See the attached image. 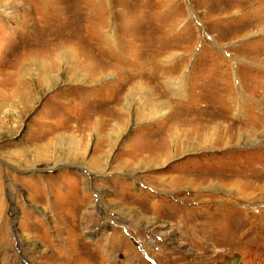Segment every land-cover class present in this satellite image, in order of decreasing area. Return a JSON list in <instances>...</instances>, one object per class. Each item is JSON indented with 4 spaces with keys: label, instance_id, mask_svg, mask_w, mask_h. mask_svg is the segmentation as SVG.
Masks as SVG:
<instances>
[{
    "label": "rangeland",
    "instance_id": "rangeland-1",
    "mask_svg": "<svg viewBox=\"0 0 264 264\" xmlns=\"http://www.w3.org/2000/svg\"><path fill=\"white\" fill-rule=\"evenodd\" d=\"M18 1L0 0V264H264V140L215 144L223 121L264 135V0Z\"/></svg>",
    "mask_w": 264,
    "mask_h": 264
},
{
    "label": "bare ground",
    "instance_id": "bare-ground-1",
    "mask_svg": "<svg viewBox=\"0 0 264 264\" xmlns=\"http://www.w3.org/2000/svg\"><path fill=\"white\" fill-rule=\"evenodd\" d=\"M15 1V0H14ZM20 1V0H19ZM18 1V2H19ZM24 2H25V0H24ZM23 2V3H24ZM2 13H5L8 17H11V15H12V13H11V11H2ZM251 22V21H250ZM259 24V23H258ZM260 30V29H259ZM261 31H263V33H264V26L262 27L261 26ZM92 43H89L88 45H91ZM51 54H53V53H51ZM35 56V55H34ZM77 56L78 57H84L85 56V49L84 50H81V51H79L78 52V54H77ZM43 57V56H42ZM48 57V56H47ZM82 57V58H83ZM30 57H28V55H26L25 57H24V60L26 61V59H29ZM86 60L87 61H89V57L88 56H85L84 57V59L82 60L83 62H86ZM21 61V60H20ZM22 61H23V59H22ZM28 61V60H27ZM47 61H49V59H47ZM81 61V62H82ZM156 63L158 64V61H160V57H157L156 58ZM261 61V60H260ZM45 62V61H44ZM51 62V61H50ZM52 64H50V65H48L47 66V72L45 73V75H44V77L42 78V84H44V85H51V83H52V81H51V73H53V72H49V70H51V69H53V68H55V63H53V62H51ZM91 63V62H90ZM97 65V64H96ZM79 66H80V64H79ZM99 66V65H98ZM237 66H239V65H237ZM95 67V66H94ZM101 67V66H100ZM240 67V66H239ZM89 68V67H88ZM97 68V67H96ZM43 69H44V67H43ZM101 69H103L102 67H101ZM21 70H23V72H24V74L26 75L27 74V70H25V69H21ZM45 70V69H44ZM89 70H91V69H89ZM97 70V69H96ZM162 69H159V71L157 72V73H155V74H152L151 76H152V79H154V80H157L156 78H158V76H160V75H162L161 73L163 72V70L161 71ZM259 71H263L264 72V62H259ZM41 72V71H40ZM45 72V71H44ZM165 72V71H164ZM171 72V71H170ZM42 73V72H41ZM44 74V73H43ZM89 74V73H88ZM55 76V75H54ZM164 76V75H163ZM162 77V76H161ZM54 78V77H53ZM163 78V77H162ZM55 79V78H54ZM181 80V79H180ZM240 81V79L237 77V79H236V82H239ZM128 85V83H123L121 86H122V89L123 90H125V88H126V86ZM141 86V85H140ZM142 86H143V84H142ZM181 86H182V83H180L179 84V87H178V89L177 90H179V92L182 94L183 92H182V90H181ZM242 88V87H241ZM127 90H130L128 87H127ZM138 90V89H137ZM134 91V87L131 89V92H133ZM135 92V91H134ZM140 92V91H139ZM176 92V91H175ZM109 93V92H108ZM144 94V93H143ZM112 96V95H111ZM122 96V95H121ZM120 96V97H121ZM133 96V95H132ZM132 96L131 95H125V96H123V98H124V100L126 101V104L124 105V108H125V110L128 112V113H130V111H131V107H133V101L131 100V98H132ZM238 96V97H237ZM237 98H235V104L237 105V107H238V112L236 111V114L234 115V117H237V116H242L244 119H246V112H244V110H245V107L249 104V102H252V99H249V98H247V95H246V93L243 91V90H241V89H238V92H237ZM136 97V96H135ZM145 100H146V102L145 103H150V102H155V99H153L154 98V96H151V95H145ZM107 99V98H106ZM110 99V98H109ZM120 99L121 98H119L118 96H116L115 98H112L111 99V101H112V106L118 111V109H119V104H120ZM123 100V99H122ZM152 104V103H151ZM171 105L169 106L167 103H165V102H161V103H159V102H156V103H154V108H150V110H147L148 111V115H149V117L150 116H152V118H154V119H156V120H159L160 122L162 121V119H164L165 120V117L166 116H168L169 114H170V109H171ZM110 108H112V107H110ZM122 108V107H121ZM120 115V117H122V118H120L121 119V121H123V123L125 124L126 123V121H125V119H124V116L123 115H121V114H119ZM228 119V118H227ZM233 119V118H232ZM206 120V119H205ZM214 121V120H213ZM217 121H219V120H217ZM235 121V120H234ZM163 122V121H162ZM210 122V121H209ZM222 122V121H221ZM223 123H225L226 124V127L224 126V128H223V131L221 132V133H223V134H220L219 136H218V140H217V142H216V140H215V144H221V146L222 145H224L225 147L226 146H232V144H234V145H236V146H238V145H241V144H243V143H245V144H250V138L252 139V143L253 144H256V143H258L259 141H262V140H264V135H261V132L259 133V132H257L256 130H252V129H248V128H245V126H240L239 128H238V130L236 131V136H235V131L233 132L229 127V124L228 123H226V122H222V124ZM263 123V122H262ZM219 124H221V123H219ZM219 124H216L215 126H213L212 127V129L210 128V130L209 131H206V132H204L202 135H201V139H202V146H205L206 147V149L208 148V147H210L211 145H212V142H214V139H215V136L218 134V133H220V130H219V127L222 125H219ZM178 125V124H177ZM264 125V124H263ZM118 126V125H117ZM114 127L115 129H116V131H118V133L119 132H122V130H120V128L119 127ZM203 126V125H202ZM209 126V125H208ZM187 127V126H186ZM205 127V126H204ZM207 127V126H206ZM194 128V127H193ZM202 129V128H201ZM183 130V129H182ZM193 131V130H192ZM232 131V132H231ZM253 131V132H252ZM161 132V131H160ZM160 132H158V133H160ZM162 132H163V130H162ZM161 132V133H162ZM172 133L173 132V135L174 136H176V138H174L175 140L178 138V135L180 134L179 132H176V130L174 129V127H173V129H171L170 130V128H169V131H167V138H170V133ZM161 133H160V135H161ZM163 134V133H162ZM229 134H234L233 136H229ZM260 135V136H259ZM161 136H163V135H161ZM188 137V136H187ZM196 144V143H195ZM215 144H213V145H215ZM184 145V148H186L185 146V144H183ZM200 145V144H199ZM198 146V145H197ZM201 146V145H200ZM220 146V145H219ZM192 148H195L194 146L192 147ZM199 148H202V147H199ZM204 148V147H203ZM211 148V147H210ZM166 150V148L165 147H163V146H161V147H157L156 148V150H155V155L153 156V158H149L150 159V162H152V163H149V165L151 164H153L152 166H159L160 164H164L165 162H166V160L168 159L169 160V158H170V156H169V152L167 153V151H165ZM200 151V150H199ZM182 152V151H181ZM262 175V174H261ZM247 183V182H246ZM251 186L249 185V187H248V185H246L244 182H240L239 180L237 181V180H235L234 182H231L230 183V190L228 189V191L229 192H232V194L235 192V193H245V191L248 189V188H250ZM191 188L192 189H198V188H200V186H198V185H194V184H191ZM252 188V187H251ZM253 189V188H252ZM255 190H256V188H255ZM235 195V194H234ZM235 211V210H234ZM157 227H162V228H165V227H163V225H158ZM173 239V238H172ZM24 244V243H23ZM77 263V262H76ZM78 264V263H77ZM231 264H236V260H234V261H232L231 262Z\"/></svg>",
    "mask_w": 264,
    "mask_h": 264
}]
</instances>
